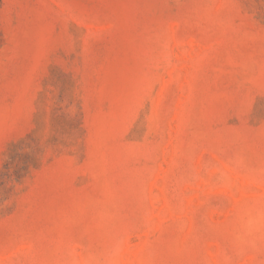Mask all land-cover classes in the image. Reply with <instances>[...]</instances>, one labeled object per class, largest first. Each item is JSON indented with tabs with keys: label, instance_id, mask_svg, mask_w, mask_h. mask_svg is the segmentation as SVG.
I'll use <instances>...</instances> for the list:
<instances>
[{
	"label": "rangeland",
	"instance_id": "rangeland-1",
	"mask_svg": "<svg viewBox=\"0 0 264 264\" xmlns=\"http://www.w3.org/2000/svg\"><path fill=\"white\" fill-rule=\"evenodd\" d=\"M0 264H264V0H0Z\"/></svg>",
	"mask_w": 264,
	"mask_h": 264
}]
</instances>
